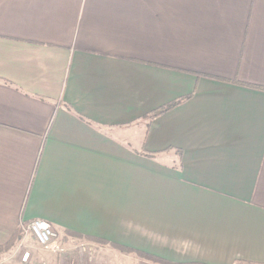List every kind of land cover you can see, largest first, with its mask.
Here are the masks:
<instances>
[{"label": "crops", "instance_id": "obj_1", "mask_svg": "<svg viewBox=\"0 0 264 264\" xmlns=\"http://www.w3.org/2000/svg\"><path fill=\"white\" fill-rule=\"evenodd\" d=\"M35 218L264 264V0H0V244Z\"/></svg>", "mask_w": 264, "mask_h": 264}, {"label": "rangeland", "instance_id": "obj_2", "mask_svg": "<svg viewBox=\"0 0 264 264\" xmlns=\"http://www.w3.org/2000/svg\"><path fill=\"white\" fill-rule=\"evenodd\" d=\"M5 244H0L3 245L0 248V264H169L156 261L149 256L151 254L131 247L98 241L78 240L57 251L42 246L23 231L11 245ZM26 251L30 253L27 259L24 258Z\"/></svg>", "mask_w": 264, "mask_h": 264}, {"label": "built area", "instance_id": "obj_3", "mask_svg": "<svg viewBox=\"0 0 264 264\" xmlns=\"http://www.w3.org/2000/svg\"><path fill=\"white\" fill-rule=\"evenodd\" d=\"M21 228L24 234L33 236L42 246L53 250H62V247L56 243L58 232L47 220L35 218L29 222H23ZM29 255L30 253L26 251L24 258L27 259Z\"/></svg>", "mask_w": 264, "mask_h": 264}, {"label": "trees", "instance_id": "obj_4", "mask_svg": "<svg viewBox=\"0 0 264 264\" xmlns=\"http://www.w3.org/2000/svg\"><path fill=\"white\" fill-rule=\"evenodd\" d=\"M180 101H176V102H173L171 104H168L166 106H163V107H160L156 110H154L151 114L152 117H155V116H158L160 114H162L163 112H165L166 110L170 109L171 107H173L175 104L179 103ZM22 235V228L20 227L18 230H16L14 232V234L12 235V237L10 238V240L5 244V246H9L13 243V241H15L16 239L20 238ZM3 247V245H0V248ZM149 255V254H148ZM151 256L153 259H155L156 261H159L161 263H169V264H180V263H173V262H170L164 258H160V257H157V256H154V255H149Z\"/></svg>", "mask_w": 264, "mask_h": 264}]
</instances>
